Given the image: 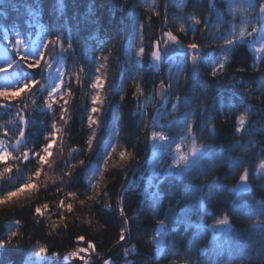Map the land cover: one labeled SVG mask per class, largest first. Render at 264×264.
<instances>
[{
    "label": "trees",
    "instance_id": "1",
    "mask_svg": "<svg viewBox=\"0 0 264 264\" xmlns=\"http://www.w3.org/2000/svg\"><path fill=\"white\" fill-rule=\"evenodd\" d=\"M220 10H224L222 0H0V47L16 31L30 43L43 30L42 42L59 36L73 45L69 51L50 49L45 62L51 59L53 66L60 63L69 73L85 68L80 87L69 84L65 77V87L74 93L71 118L63 143L54 147V163L46 169L56 181L44 186L41 176L32 205L0 211V242L12 232L18 233L10 244L0 247V264H27L28 258L36 255L38 243L47 246L42 264H59L76 249L91 253L93 262L89 264H105L106 260L109 264H264V167L259 171L264 165V55L258 58L247 43L227 47L213 27L214 14ZM165 31L178 37L180 52L173 55L177 61L170 56L157 70L149 53L153 41H162ZM137 40L145 49L142 60L134 55ZM193 41L200 45L195 53L200 58L199 75L194 80L189 77V51L183 47ZM43 51L38 48L37 54ZM101 56L107 57L106 62L99 61ZM99 63L107 65L102 70L107 77L103 89L106 99L89 152L85 150L89 129L84 122L93 90L88 84ZM221 64L223 73L210 78L212 69ZM169 67L172 76H167ZM48 70L28 73L42 88L23 99L11 93L10 99L16 103L0 107V125L8 133L0 139L7 140L10 147L19 126L17 112L28 115L20 153L37 151L50 125L61 122L59 108L50 112L42 107ZM13 72L20 77L18 84L28 78L21 62L14 65ZM134 78L143 84L146 95L153 94L161 79L170 83L167 105L156 106L153 95L152 103L142 107L143 102L133 98L129 87ZM125 88L128 92L121 101ZM4 96L0 92V99ZM177 96L180 108L172 115L171 105ZM158 111L168 114L160 121L163 128L153 126ZM240 116L244 120L237 125ZM189 126L196 143L207 152L191 164L186 175L175 171L149 183L150 132L162 131L174 144L181 138L189 139ZM238 126L240 132L236 131ZM117 141L134 153L132 161L124 166L114 161L116 166L106 174L107 188L97 202L90 209L75 205L70 213H64L65 223L53 228L61 216L56 201L68 192H76L79 198L86 196L93 166L98 173L110 145ZM73 146L79 151L72 159L83 160L85 166L65 184L60 177ZM169 163L167 159L165 167ZM37 167L35 160L18 158L13 172L0 179V195L19 187ZM245 170L249 187L239 193L235 185ZM146 190L152 194L150 199L143 196ZM121 196L127 225L119 212ZM45 203L49 205L47 215L34 216L32 207ZM224 214L229 218L226 222ZM218 222L226 223L227 228L214 234L211 227ZM122 229L127 237L119 242ZM88 242L94 249L88 248Z\"/></svg>",
    "mask_w": 264,
    "mask_h": 264
},
{
    "label": "snow or ice",
    "instance_id": "2",
    "mask_svg": "<svg viewBox=\"0 0 264 264\" xmlns=\"http://www.w3.org/2000/svg\"><path fill=\"white\" fill-rule=\"evenodd\" d=\"M261 12L264 13V4L261 6ZM153 15H158V13H154ZM196 23H201V21L197 20ZM39 28V26H37ZM45 35L43 30L38 31L36 35V39L33 41V46H39L43 48V54L38 55L35 59H29L28 57L21 55V50L27 52V46L24 41L23 35L16 31L12 39H6L5 44L8 45V51L13 53L12 59L10 61L0 63V70H3L5 73V78L8 79L10 74L13 73L14 65L17 62H21L24 67L28 70L25 73V77H28V73L34 72L36 70L45 71L50 69L52 65L51 59L48 62H45L44 57L48 55L50 49L59 48L60 51H69L73 48L71 42H65L59 36L52 38L48 37L47 40L42 42V37ZM163 38L165 41L178 43V37L171 32L165 31L163 34ZM160 43L159 39L153 41L152 49L149 55L155 62V67L157 70L160 68V60H161V51H160ZM189 51L190 62H195L198 56L195 53H198L200 45L198 42L193 41L190 43H185L183 45ZM134 55L137 60H142L145 56V49L140 45V41L137 40L136 44L134 45ZM99 61L106 62L107 57H99ZM106 63H99L96 69V75L93 79L89 81L88 87L93 90L92 94L90 95L89 100V109L85 119V127L89 129V134L85 139V146L87 151L91 152L93 149L94 141L97 135V128L100 124L99 113L102 111L104 103H105V96L103 94V89L107 84V77L102 71L106 68ZM172 68L169 67L168 74L171 76ZM223 73V65H219L214 67L212 71L209 73L210 78L215 79L218 74ZM55 75H58L59 79L53 84L52 83V76L48 77L50 87L47 90V93L43 99L42 107L46 108L48 111H54L56 108L60 109V116L58 122H53L50 125V131L47 135L44 136V143L42 146L35 152L32 150H27L20 153L19 144L23 141L26 136V128L29 123L28 115L26 112L21 113L17 112L16 120L18 121V129L17 135L15 137V142L11 145L8 144V141L5 139H0V179L7 178L14 170L13 164L19 159L24 161L35 160L38 167L36 168L35 172L30 175L27 180L24 181L19 187L8 191L2 195H0V211H6L8 207L14 208H22L27 205H32V197L36 191L39 190L41 186V176H43L42 182L45 186L50 180L52 182L56 181V177L50 176L46 169L52 167L54 161L52 159V154L54 151V147L57 142L63 143V136L65 132V127L67 126L71 115H70V105L73 99L74 93L71 87H65V77H68V82L71 85L76 87H80L83 85L85 81V68L81 67L73 71L71 73L61 65L60 68L57 69ZM17 79H19L17 77ZM264 84V82H262ZM11 85L9 84H2L0 83V88H7ZM170 83H165L164 80H160L153 90V94H145L144 86L139 81L138 78H134L132 83L129 87L133 90V98L140 100L143 102L141 105L143 107L144 104H150L153 100V95L159 101H161L164 105H167L168 100L165 96L170 89ZM37 87H43L40 81L26 78L23 80L22 83L17 84L14 86V93H18L20 98L23 99L25 96L31 95L34 89ZM128 89L125 88L123 93L120 96V100L124 101L127 95ZM10 95L7 91L5 92V96L3 99H0V107H7L9 103H16V101H11ZM180 108V97L177 96L175 101L171 105L170 112L172 115H175ZM168 115L163 111H158L155 113L153 117V126L155 127L157 124L160 125L161 128L164 127L163 124H160V121L164 119V117ZM244 120L243 116L237 118V125H239ZM242 129L238 126L236 128L237 132H240ZM8 133L4 131L3 126L0 125V137L7 136ZM116 135L118 136L119 133L117 132ZM188 137L191 141V150L184 151L182 145L184 144V138H181L180 144L176 146V165L184 164L185 169L181 175H186L187 172L190 170L188 167L189 160L192 156L201 149L196 146V138L192 135L191 126H189L188 130ZM150 141H160L166 142L168 137L162 131H152L149 134ZM158 147V145L154 144V148ZM15 149V152L12 150ZM79 151L78 146H73L68 150V159L66 160V167L62 170V176L60 177L63 179L64 183L67 184L69 178L73 176V174L78 170L85 166V162L83 160H73L72 157ZM19 153V156L17 155ZM159 153L153 152V160H155L156 156ZM134 158V153L130 152L126 149L125 146L119 144V142H115L114 144L110 145L108 153L105 155L103 163L101 164L100 171L97 173L95 171V166H93V173L92 175L88 176L89 193L84 196L83 198H79L76 192H68L65 193L63 199H58L56 201L55 206L61 209V216L57 221L53 222V228L59 227L65 223L66 217L64 213H70L75 205H79L81 208H91L94 203L97 202V198L104 194L105 189L107 188V181H106V174L108 171L115 167L116 164L114 161H118L121 166L129 164L132 159ZM155 170V166L153 165V171ZM93 175L96 177L93 180ZM247 180V171L241 173L239 176L240 182H245ZM63 191V190H61ZM59 195V194H57ZM151 195L147 190L144 192L143 196L145 199H150ZM22 197V198H21ZM124 197H119L118 205H119V212L121 217L123 218L124 224H128L129 220L127 219V215L124 211V204H123ZM204 207V205H201ZM49 205L48 204H37L32 207V213L36 217H45L48 213ZM229 218L226 214H224V221L226 222ZM157 223L162 224L163 221H158ZM18 235L17 232H12L8 239L4 242H0V247L5 246L6 244H10L15 237ZM126 230L122 229L120 233V240L122 242L126 239ZM81 239V238H78ZM88 248L94 249V244L92 242H88ZM47 253V246L43 243H38L36 245V255L43 256ZM73 260L79 259L77 256V250H73L69 254ZM83 264V262H82ZM105 264H109L108 261H105Z\"/></svg>",
    "mask_w": 264,
    "mask_h": 264
},
{
    "label": "rangeland",
    "instance_id": "3",
    "mask_svg": "<svg viewBox=\"0 0 264 264\" xmlns=\"http://www.w3.org/2000/svg\"><path fill=\"white\" fill-rule=\"evenodd\" d=\"M222 1L224 3V10L217 11L214 14L213 27L214 30L217 32V35L218 36L220 35L221 40L226 43L227 47H231L235 43H247L249 48L258 58L262 57L264 55V17L259 15V8L262 4H264V0H222ZM161 40H162L161 44L163 45L165 40L163 37L161 38ZM33 41H31L30 43L25 42L27 46V52L21 50V55H24L29 59H35L38 55H41V53L37 54L38 48L41 49V47L39 46L34 47ZM8 47L9 46L6 44L0 47V63H4L12 59L13 53L8 51ZM131 54H133V49L131 50ZM176 58L177 56H173L174 61H177ZM163 61H164L163 55H161L160 65ZM60 67L61 64L58 63L52 66L48 70L49 72L48 77L50 75L52 76L53 84L59 79L58 75H55V73L57 72V69ZM172 75L173 74H171V76ZM167 76H169L168 72H167ZM17 77L20 78L16 73H14V74H10V77L6 79L5 73L3 72V70H0V83L11 85L7 88H0V92L5 93L7 91L9 94L11 93L15 94L13 89L14 86L18 84L19 79H17ZM49 87H50V83L48 80L47 90ZM180 141L181 139L176 143L171 144L169 143V141L160 142V141L149 140L150 155L148 157V167H147V170L150 175L149 183H151L153 179L160 176H164L168 173L171 174L177 171L181 175L184 172L185 169L184 164L176 165V159H177L176 146L180 144ZM154 144L158 145V147L154 148ZM196 146L199 149H201V151L197 152L195 156H192L190 158L188 163L189 168L191 167V164H194L195 162L201 160L202 155L207 152L205 147L199 146L197 143ZM182 148L184 149V151L191 150L190 138L189 139L184 138V144L182 145ZM154 151L159 153L156 156L155 160H153ZM167 159H170V163L167 167H165V164L167 163ZM153 165L155 166L154 171H153ZM157 235H158L157 237L159 238L160 232H158ZM76 250H77V256L79 259L82 260V262L84 260L93 262L92 260L93 256L89 251L85 249H76ZM69 254L63 256L62 260H59L58 263L64 264L68 262L70 259H72V257ZM42 261H43L42 256L34 255L28 258L27 264H42ZM108 262L110 263V261Z\"/></svg>",
    "mask_w": 264,
    "mask_h": 264
},
{
    "label": "water",
    "instance_id": "4",
    "mask_svg": "<svg viewBox=\"0 0 264 264\" xmlns=\"http://www.w3.org/2000/svg\"><path fill=\"white\" fill-rule=\"evenodd\" d=\"M260 16L264 17V13L261 12V7H260V11H259ZM160 51L163 55V59H167L168 57L179 53L180 49L178 47V45L174 42H168L165 41L163 43V45L160 43ZM199 64H200V58L198 57L197 60L195 62H190V66H189V77L190 79L194 80L198 77L199 75ZM165 96H168V92L165 93ZM156 99V98H155ZM162 102L156 99V106H161ZM264 165H261L259 167V171H261V169H263ZM248 183L247 181L245 182H238L235 185V190L239 193H244L245 191L248 190ZM226 228V223L224 222H218L215 223L212 227L211 230L214 234H219L221 233L224 229ZM64 264H82V260L81 259H76L73 260L70 259L68 262L64 263Z\"/></svg>",
    "mask_w": 264,
    "mask_h": 264
},
{
    "label": "built area",
    "instance_id": "5",
    "mask_svg": "<svg viewBox=\"0 0 264 264\" xmlns=\"http://www.w3.org/2000/svg\"><path fill=\"white\" fill-rule=\"evenodd\" d=\"M186 50H187V49H186ZM83 262H84V264H87V262H88V264L91 263V262H89L88 260H84Z\"/></svg>",
    "mask_w": 264,
    "mask_h": 264
}]
</instances>
